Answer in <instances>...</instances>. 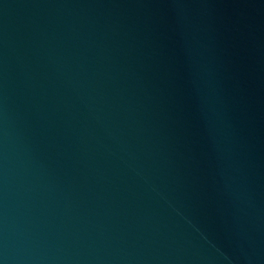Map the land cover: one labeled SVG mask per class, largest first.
Here are the masks:
<instances>
[{
    "label": "water",
    "instance_id": "1",
    "mask_svg": "<svg viewBox=\"0 0 264 264\" xmlns=\"http://www.w3.org/2000/svg\"><path fill=\"white\" fill-rule=\"evenodd\" d=\"M0 264H264V0H0Z\"/></svg>",
    "mask_w": 264,
    "mask_h": 264
}]
</instances>
